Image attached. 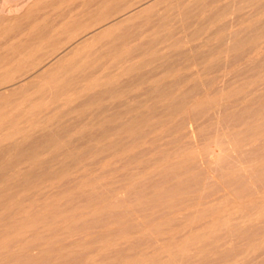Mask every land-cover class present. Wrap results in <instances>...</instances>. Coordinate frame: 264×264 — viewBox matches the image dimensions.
I'll list each match as a JSON object with an SVG mask.
<instances>
[{
    "label": "rangeland",
    "instance_id": "374dc122",
    "mask_svg": "<svg viewBox=\"0 0 264 264\" xmlns=\"http://www.w3.org/2000/svg\"><path fill=\"white\" fill-rule=\"evenodd\" d=\"M32 1L0 0V17L10 18L18 16L27 9ZM83 1L88 2V0H68L65 2V5L62 6L63 8L61 7L60 9L63 11L65 10L66 15L68 13L67 16L65 15L66 18H69V16L71 18L70 13L76 11L80 15L79 18L81 17V19H85V21L90 20L92 16H94V12L96 13L98 10H104L96 8V4L94 3H96L97 0H91L92 3L90 2L89 8L86 7L87 3L84 4ZM145 1L146 0H114L115 5L118 3V8H116L118 12L115 15H119L120 13V15H122L123 12H128L130 8H132L131 11L137 9V7L141 4L140 2L143 3ZM196 1L201 2L202 0ZM196 1L158 0V5L154 8L151 14L148 13L147 15L142 12L139 14L141 18L137 21L133 20L120 24V32L117 31L119 33V37L116 35V39L113 37L107 40L109 42H105L106 44H110L111 49H109V46L105 45V43L102 44L94 38H87L83 41L76 42V44H74L75 42H72L71 40L76 41L77 37L66 39L64 42L60 43L61 45H59L54 52L58 54L61 49L69 43H73L74 46L72 47V51L65 57V59L63 58V60H57L52 65V68L46 70L47 73H45L43 77H39L41 78L38 79L39 82L38 80H35L36 78H31L28 82H25L27 84L20 86L22 93L19 95H13L14 97L7 101L8 104L0 99V123L3 124V129L0 130V170L2 171H0V178L4 180V177L8 173L13 174V171L9 169H4L3 171V166L6 165V163L8 164L10 160L12 162L17 159V157L14 159V157L17 156H14V153H12L13 158L11 157L12 154H10L9 150L11 148L13 149V147H15L13 145L18 142H24L20 138L21 136L27 135L31 132L32 137L35 140L34 142L40 144L38 141L40 140L41 142L43 140V146L41 145L42 142L40 144L41 146L38 145V147L36 143L29 144L31 150L33 152L36 150L37 154L40 153L38 157L43 160L42 162L41 160H39L40 162L38 161L39 164H41L40 166L38 165L39 169L38 167L36 168L37 172L39 171V174L35 169H30V165L23 163L19 165L20 174H18V176L15 175V177L8 184H2L1 182L0 188L19 182L23 177V173L28 175V171L30 170V178L32 177L34 180V177H36L35 174H37L42 177L44 176L43 178L40 177V181L41 178L43 181L44 178L45 180L49 179L48 177H51V175L56 173V171L60 172L64 165L68 166V168L65 167L68 169L67 175L60 180H55V182L52 183L54 187L50 188V183L46 180L49 183L48 187V183L44 180V183H41L42 181L39 182V189H37V186H33L30 188L31 190L29 189V191H23L22 189L19 191L17 190V192L15 191L16 193H13V197H10L11 199L9 198L7 202L0 205V264H101L102 261H100V259L102 260V255H110L109 250L112 252L114 249L116 250L119 247L125 249L128 246L129 243L127 240L123 239L122 242V239L112 240L111 238L112 243H117V246L115 245L114 247V245H110L111 242L108 240L106 245H100V243H92V245H88L87 243L80 247L77 246L78 248H70L67 251L66 247H69L73 242L77 240L81 241L82 238L85 242L88 241V237H90L91 234L96 235V233H98L101 230L100 228L103 226L106 225V228L110 227L109 230L111 229L112 231L114 229L117 231V226L112 225L114 224L113 219L105 217L108 214V210L100 212L102 208L98 205L101 201H104L102 197L97 200L91 199L93 203H90V206L88 205L84 208H78L74 211V213H70L71 215L67 213L68 215L55 216L54 218H52L51 213V208L53 206H48V203H51L52 201V203L57 204V206L61 208L70 207V204L68 203L70 198L69 196H74L83 191V189L88 191L96 190V188L99 187L97 184H105L107 182H111L112 180L119 179V175L113 171L114 168H116L115 166L119 164L112 167L101 166V161L105 158L104 155L95 158L94 155L92 156L93 153H91L93 143L90 142L92 143L91 148L88 147L90 146V143L87 144L88 137H93L99 134L104 128L96 125L97 113V117H100V115L103 116L106 111L109 113H119L120 111L121 115L124 114L121 118L122 122L131 118L143 121V126L138 127L136 130V133L138 134L142 133L140 131L144 128H151L154 125H158V129L164 131L173 125V121L182 119L183 114L176 113L172 115L166 108V104L170 102V100L160 99L157 96H153L155 92L151 88L156 84V82L155 84L153 82L155 79H158L159 77L161 79H158L160 81L157 82L156 88L159 84L160 86H163L162 88H165L166 85H168L166 89L172 88L173 86L170 87V83H173V89H175H172L174 91L173 95H179L185 90L188 91V89L191 88H189V86L192 85H197L199 87L198 93H201L206 90V88L208 89L209 86V89L214 86V76L223 77L224 74L222 73L224 72V77L226 78V76H228V71H234L237 68H240L238 67L239 64L237 65V68L234 67V52L227 51V49L230 44H232L233 40L249 36L251 31L257 26L256 24H258V21L260 20V17H257V12L260 13L261 10L264 9V0H206V2L204 0L201 3L199 2L200 4L197 3L198 5L195 4V8L192 2L195 3ZM91 5H93V7H91ZM199 6L202 7L199 8ZM54 10H56V8L50 9V12H54ZM90 10H92L91 13L87 12ZM111 16L112 14L110 15L109 12L108 17ZM135 30L139 32H136ZM123 32H125V36ZM15 34V32L14 34L11 33V35ZM8 37L9 38L7 40L11 39V37L12 39L14 38L13 36L10 37V35ZM20 38H26V35H19V39ZM118 38L121 39L118 40ZM114 44L117 45L115 46ZM102 45L107 46L104 48L106 52ZM248 46L249 44L243 47L247 48ZM33 51H36V49H33ZM33 51L26 52V54L23 55V59L35 56L36 54L39 56L40 52H44L43 49H39L36 53ZM171 54L172 56H170ZM177 55H179V57ZM195 55L197 58L202 57L200 59L195 58L197 61H200L196 62L194 59L192 60ZM164 57H167V59ZM172 57L174 62L171 60ZM160 58H163L166 61L170 60L172 66L170 65L171 63L169 64ZM44 61L45 60L43 59L42 64ZM73 61L74 63L77 62V66L80 67L78 69L84 72L83 77L78 74V72H71L70 78L75 79L76 75L71 77V75L74 74H78L77 78H80L73 80L69 85V89H66V92H64L65 89L63 90L57 87H55L56 89H53L52 85H62L64 81L62 79H57L50 83L49 80L53 79L52 77H54L56 73L60 74V69H62L61 72L63 71V65L66 67L67 64L69 65L73 63ZM164 62L166 64L168 63L170 66L168 64L167 65L170 68L172 67V69L167 67L164 68L166 66ZM211 64H217L218 67L213 70L211 69ZM214 65L212 66L214 67ZM167 74H169V76ZM22 75L25 76L26 74L16 75L18 77L17 79L22 78ZM14 78L16 79V77ZM15 79H13V81H15ZM32 79L33 81H31ZM212 79L213 85L210 84L212 83ZM237 79L238 78H230L229 80H226L223 84H228L224 86L223 91H225L228 87L237 85ZM242 79L245 81L246 78L242 77ZM242 79H240L238 83L242 82ZM216 84L217 85L214 86V90L219 89L218 91H220V88L222 89L223 87L221 86L223 85L221 82ZM58 89L60 90L59 92L57 91L58 94L56 92L53 95L52 90ZM108 89L111 91L112 89H115L117 94L118 91H120L119 94H121V97H117L118 100H120L119 102L123 103L119 104V102L116 101V97H114L116 95L113 92L111 95H108L109 93H106ZM150 89L153 91V93H151L152 95L150 94ZM13 90L14 88L12 90L9 88L2 91L5 95L20 91L19 89L16 91ZM103 91L105 94L104 96ZM59 93H61V95L65 94L63 99L67 100L63 101L62 96ZM195 94L197 93H191L189 100H191L192 95L194 96ZM17 96L20 98L18 99ZM65 96L67 97L66 99ZM93 96L102 98L101 100L99 99L101 102H99L96 98L95 100L98 102H94V100V103L92 100L89 101L90 99H94ZM56 98L59 101L62 99L59 104H57L58 100ZM51 99L53 102H51ZM125 104L129 107V112L125 111L128 109L127 106H124ZM118 105H122V108L124 106L125 110L124 108L123 111L122 108L120 110ZM116 108L117 110L119 109V111H117ZM121 111L124 113H121ZM215 113L218 114V110L217 112L215 111ZM189 119L190 118L185 115L184 124L190 128L193 126V122ZM48 126H50L51 129L53 128V131H56L54 129H59L57 132L60 131L62 133L61 134L59 132L58 135V133L56 134L55 132L58 137L60 136L58 139L60 140L59 142L61 143L63 149L61 148V150L59 149L54 151V148L50 147L51 145L47 143L46 140L48 135H54L51 134L54 133L51 129H48L47 132L43 131L45 128L47 130ZM52 126L57 127L54 128ZM41 127L45 128H42L41 130ZM62 127H67V130L63 129V132L61 129ZM101 127L102 129H100ZM14 133L16 135L8 138V135ZM217 134L226 144L228 137L226 138L225 134L227 133L224 132L221 127H217ZM156 136L158 135L155 133L149 134L142 140V142L140 141L141 145L138 148V150H140L138 152H140L139 154L141 156L144 153L141 158L142 161H148L149 165L153 162V157L158 156L160 151L165 147V145H163V139L156 140L153 143L146 141V139L149 140ZM121 137L124 136L121 135ZM90 138L91 137H89V139ZM190 142L191 145L198 142V144L194 146L201 147L202 145V142L198 141L196 137L191 138ZM85 143L87 144L86 148L88 147L87 150L85 148ZM44 145H46V147H44ZM34 146H36L37 149H35ZM41 147L43 150L39 149ZM212 147L213 146L211 145L209 146L211 149ZM90 150L91 152L88 153ZM141 150L144 152H141ZM148 150L149 152L146 153ZM37 151H39V153ZM68 151L80 155L79 157L82 159L75 167H72L68 165L69 163L67 164V162H65L68 159L64 158L63 155ZM83 152L86 154H83ZM62 153L64 154L62 155ZM54 155L57 157L55 158ZM50 156H53L55 159L58 158V162L53 160V157L50 159ZM62 157L66 160H62ZM92 157H94V159ZM228 157L230 161H233V155H229ZM50 160L51 163L49 162ZM120 160L123 161V157H121ZM44 162H49V164H45ZM68 162L70 161L68 160ZM116 162L118 163L117 159ZM148 163L146 165H148ZM50 164L52 165L50 166ZM138 165H135V167L132 166L133 168H131V170L133 172L136 171L140 173V177L144 180L149 182L153 181L152 179L155 180L154 173L146 171L147 169L143 170V168H146L144 165L141 168H139L141 164L139 166ZM217 165L218 163L212 164L213 168L217 167ZM7 166L8 165H6V167ZM159 167L157 169L160 170ZM41 171L42 173L44 172L43 175L40 173ZM48 171L51 173H48ZM52 172L54 173L52 174ZM1 174L4 175V177H2ZM239 174L242 175L245 182L250 180L248 173L239 169ZM53 177L57 176L53 175ZM206 177L207 180L205 183L200 185L198 190H200L203 185L217 184L219 182V179L212 175L210 170L206 172ZM2 179H0V181ZM38 179L39 178H37V180ZM87 180L92 181V184L89 185L88 182L84 183ZM98 181L99 183L96 184ZM149 182L145 181L146 185H148ZM45 183L46 185H44ZM43 185L48 188L46 189ZM117 185L114 186L116 189L113 188V190L115 191L119 188V192H117V190L113 193H115V197H119V201L122 203V206L115 211L122 212L123 210L124 212V209H126L129 205V200L125 198V191L123 192V189L119 185L117 188ZM69 187L71 189L70 191ZM120 188L122 190H120ZM67 189L68 191H65ZM63 190L68 193L65 194ZM198 190L195 189L194 191ZM36 191H38V193ZM42 191L46 192L43 193ZM106 195H103V197H106ZM179 198L180 196L177 197V199ZM213 198H204L197 201L200 202L209 200V203L206 206H201L203 209L198 207V205L196 206V202L186 210H182V212L177 213L176 216L180 217H178L179 220L182 218L180 220L181 222H179L181 223L179 229L175 230V228H173L171 230H165L164 232L155 235L153 238L148 236L149 230L145 232V230L142 229L141 232L143 235L140 231H138V234L135 233L137 235L136 238L140 237L141 239H144L143 237H145V240H142L143 244L134 249V251L133 249L128 248L127 251L130 250V253L126 251V254L123 255L124 257L121 255L118 263L114 260L111 261V258H109L111 261L109 263L160 264L162 262L161 264H168V261L173 259V257H178L179 259L181 258L183 261L178 259L177 263L172 264L262 263L264 261V195L261 196V198L256 199V201L250 203H238L236 196L228 194L223 190L213 196ZM85 199L79 196L74 199V202L80 204L83 200L86 201ZM217 204H219L218 209L214 207ZM19 206H21V210L19 209ZM91 208L93 209L91 210ZM9 212L12 216H8L10 214ZM92 212H97V214L94 215L102 218L99 220L100 222L94 221L92 223H88L87 227L80 229L81 231L78 229L70 234L68 233L67 226L74 221H79L78 224H81V219H89ZM41 213H45L46 219L32 222V219ZM3 215L5 216L4 218ZM138 216L135 213L132 216H129L128 220L135 225L136 222L137 224H140L141 222ZM184 216H186L185 219H183ZM105 219L107 222L104 221ZM121 219L124 220V217ZM13 221H15L16 224ZM18 223L20 225H18ZM5 224H11L12 226L10 225V227L6 230L4 229L6 227ZM15 225L17 227H15ZM115 230L113 233L116 232ZM241 230L246 231V234L239 233ZM225 241L227 244L216 249L220 252V255L214 256L212 247L215 246L214 248H216V244ZM174 243H178L179 246L176 247ZM107 245L113 247L114 249L106 247ZM99 246L104 248L102 249ZM65 250L66 252L64 253L63 251ZM102 250H106L107 254L105 252H103L105 253L103 254ZM224 251H228L226 257L221 256ZM62 252L63 256L59 255ZM135 252L137 253V256ZM133 254L135 255L134 257L132 256ZM83 258L85 259V262H83ZM159 259L160 261H157Z\"/></svg>",
    "mask_w": 264,
    "mask_h": 264
},
{
    "label": "bare ground",
    "instance_id": "6f19581e",
    "mask_svg": "<svg viewBox=\"0 0 264 264\" xmlns=\"http://www.w3.org/2000/svg\"><path fill=\"white\" fill-rule=\"evenodd\" d=\"M66 1L68 0H33L32 3L27 7V9L22 14H19L18 16H14L10 18L0 17V27H1L0 29V99H2L3 102H7L10 99H12L14 97L13 95L15 94H18V95L21 94L22 92L20 90V86L27 84L25 82H28L31 78H34V79L36 78L35 80L41 79L39 77H43L44 74L47 73L46 70H49L50 68H52V65L57 60H61V59L63 60V58L65 59V57L70 54V52L72 51V47L74 46V44H76V42L83 41L87 38H94L103 44L105 42L106 43L109 42L107 40L113 37L116 39L117 37H119L118 32H120L119 29H121L120 28L121 23L129 22L133 20L137 21L139 18H141L139 16L140 13L144 12V14H147V15L148 13L151 14L154 8L158 5V0H151V1L146 0L143 3L140 2L141 3L140 5L138 3L139 6L137 7V9H134L131 11L132 8H130L129 11L127 10L128 12L125 11V13L123 12L122 15H120L121 13L119 15H115L118 12V10H116V8H118L117 6L118 3L117 5H115L114 0H97L96 3H94L96 4V8L104 9V10H98L96 13L94 12V16H92L90 20L85 21V19L82 20L81 17L79 18L80 15L76 11L70 13V11L68 10L69 13L71 14V18L70 16L69 18H66L68 13L66 15L65 10L63 11L62 9H60L63 5H65ZM203 1L204 0H202L201 2ZM90 2L91 0L90 1L88 0V2L87 1L84 2V4L87 3L86 7L88 8L90 7ZM199 2L200 1H196L195 3L192 2V3L195 6V4L201 3ZM93 5H91V7H93ZM201 7L199 6V8ZM55 8L56 10H54V12H50V9H55ZM91 11L92 10L87 11V12L91 13ZM109 12H110V15L112 14L111 17H108ZM257 13H258L257 17H260V20L258 21V24H256L257 26L251 31L249 36L233 40L232 44H230V46L227 49V51L234 52V59H233V61L235 62L234 67L237 68V65L239 64L238 67L240 68H237L234 71L233 70L228 71V76H226V78L224 77L225 75L224 72L222 73L224 74L223 75L224 78L222 76H214L215 77L214 86L217 85L216 83H219V82H221V84L223 85L221 86L223 87L222 89L219 87L220 91H218L219 89L214 90L215 88L214 86H212L213 89L212 87L211 89H209L210 88L209 86L208 89L206 88V90H204L203 92L198 93L199 87L197 85H194V86L192 85V86H189V88L190 87L191 88L188 89V91L185 90L179 95H176V94L173 95V92H174L173 90H175L173 89L174 88L173 83H170L171 85L169 84L170 87L173 86L172 88L166 89L168 85H166L165 88H162L163 86L162 85L160 86L159 84V86L156 88L157 82L161 80L160 77L158 78L160 80L155 79L153 81L154 84L156 82L155 85H153L152 83L153 87L151 89H153V91L155 92L154 93L155 95L153 94V96L154 97L157 96L160 99L170 100V102L166 104V108L172 115L176 113L183 114V118L173 121V125L169 129H166L164 131L159 130L158 125L156 126L154 125L151 128L150 127L144 128L143 130L140 131L142 133H139V134L136 133V130L138 129V127L143 126V121L135 120L131 118L125 122H122L121 118L124 114L121 115L119 109L121 110L122 108L121 106L123 104L118 105L119 106L118 110H117L118 107L116 108V110L119 111V113L118 112L109 113L106 111V113L104 112L105 114H103V116L102 115H100V117L98 116L99 118L97 117L98 115L97 113L96 125L102 126L104 128L103 129L102 127L100 128L102 130L99 134L93 137L89 136L91 137L90 139L88 137L89 140L87 139L88 143L87 142L86 143L87 144H89L90 142L93 143L92 148H91L92 143H90V146H88L89 148L92 149V152L90 150L88 151V153L89 152L93 153L92 156L94 155L95 158L98 156L104 155L105 158L101 161V164H100L103 167H106V166L112 167L116 164H119L115 166L116 168H114L113 170L114 173H117L119 175V179H118L119 181L112 180L111 182H107L105 184L101 183L99 185L97 184L99 183L98 181L96 182V184L99 187L96 188V190L88 191V190L83 189V191H81L80 193L76 195L73 194L74 196H69L70 198L68 200V203L70 204V207L68 206L66 208H61L57 206V204L52 203V201L51 203H48L49 204L48 206H53L51 208V213H52V218H54L55 216L56 217L65 216L67 213L68 214L74 213V211H76L78 208H81V207L84 208V207H87L88 205L90 206V203H93L91 199L97 200L98 198L102 197L104 201L100 202L99 200L100 204L98 203L99 204L98 206L102 208L100 212L108 210V214L105 217H110V219H113L114 224L112 225L117 226L116 228L117 231L114 229L116 232L113 233L114 230L113 231L111 229L109 230L110 227L108 226L109 228H106V225H105L102 228H100L101 230L99 229L100 230L99 232L97 231L98 233H96V235L91 234L90 237H88V241L85 242L82 238L83 241L80 239L81 241L77 240L73 242L69 247H66L67 251L70 248L77 247V246L80 247L87 243L88 245L89 244L92 245V243L94 244L100 243V245L101 244L106 245L108 243L107 242L108 240H110L111 242L110 245L112 246L114 245L115 247L117 243L113 244L111 241V238L112 240L122 239V242L124 239V240H127L129 243L126 248L124 247L125 249H122L119 247L118 249L115 250L113 247L108 246L109 245L108 244L106 247L114 249L112 252L109 250L110 255L106 253V250H107L106 247H105L106 249L105 251L102 250V253L105 252L107 256L102 255L101 257L102 260L100 259V261H102L101 264H107L111 262L112 260L117 261L118 263L120 256L121 255L123 256L124 254H126V251L128 248L133 249L134 251V249H136L137 247H140V245L143 244L142 240L144 241L145 237H143L144 239H141L140 237L136 238L137 235L135 233H137L138 231L141 232L142 229H144L145 232L149 230L148 236L153 238L155 235L162 233L165 230H171L173 228H175V230L179 229L181 226V223L179 222H181L180 220L182 218L179 220L180 217L176 216V214L179 212H182V210H186L187 208L195 204L200 199H204V198L207 199L210 197L213 198V196L217 195L219 192L223 190L226 191L228 194H232L236 196L238 203L240 202L250 203V202L256 201V199L261 198V196L264 195V189H262L264 188V9L261 10L260 13L259 12ZM185 15H186V12H185ZM14 32L16 33L15 34L16 36L11 35V33L14 34ZM136 32H139V31H136ZM124 33L125 32H123V34ZM18 34L19 35L24 34L26 35V38L19 39ZM9 35L10 37L13 36L14 38L12 39L11 37L12 40L11 39L7 40L9 38L8 37ZM116 35L117 37H115ZM125 35L126 34H124V36ZM71 37H77L76 41L71 40L72 42H75L74 44L69 43L70 45L68 44L65 47L63 46L64 48L61 49V51L58 54L54 53L55 49L59 45H61L60 44L61 42H64L66 39H69ZM119 39L121 38H118V40ZM106 43L105 45H108L109 49H111L110 44H106ZM247 44H249L247 48L243 47V46H246ZM105 45L104 46L102 45L103 49L107 47ZM33 49H36V51H38L39 49H43L44 52L43 53L40 52L39 56L36 54L35 56H31L28 58L25 57L26 59H23L24 57L23 55H25L26 52L28 51L30 52L33 51ZM36 51H33V52L36 53ZM170 56H172V54ZM177 56L179 57V55ZM173 57L171 59L172 61H173ZM164 58L167 59V57H164ZM195 58L200 59L202 57L197 58V56L195 55L194 58H192V60L194 59V61L198 62L200 60L197 61ZM43 59L45 61L42 64ZM160 59H163V58H160ZM163 61L168 62L169 64L171 63L170 60L166 61L163 59ZM167 64L166 66L163 65L165 66L164 68L166 67L170 68L169 66L170 65L172 66V63L170 65L168 64L169 66ZM67 65L66 67L65 65H63L64 67L62 66L63 71L61 72L62 69H60V74L56 73L54 77L51 76L53 79L49 80L50 83H52L53 81L57 79H62L64 81L62 85H52L53 89L57 87L63 90L65 89L64 92H66V89L67 88L69 89V85L71 84V82L75 79L80 78V77L77 78L78 74L82 75L83 77L84 72L78 69L80 67L77 66V62L74 63L73 61V63L69 64L68 66ZM212 65L214 64L210 65L212 68L210 66L209 67L213 70L214 68L218 67L217 64L214 65V67ZM170 69H172V67ZM71 72L73 73L78 72V74L71 75V77L76 75L75 79L70 78ZM19 74H26V75L25 76L22 75V78L17 79L18 77L16 75H19ZM167 75L169 76V74ZM14 77H16V79ZM242 77L246 78L245 81H243ZM69 78L71 79V81ZM230 78H238L237 79L238 81L242 79V82L238 83V81H236L237 85L233 87H228L226 88L225 91H223L224 86L228 84V83L226 84H223V83H225L226 80H229ZM13 79H15V81H13ZM66 79H68L69 81ZM31 81H33V79ZM210 84L213 85V79H212V83ZM154 87H155V90H154ZM9 88L11 90L14 88L13 91H16L17 89H19L20 91L19 92L17 91V93H10V94L5 95V93L2 90H7ZM114 90L112 89L111 91L110 89H108L106 93H109L108 95H111L113 92L116 95V96L114 95L113 96L116 97V101L119 102L120 100H118L117 96L121 95L119 94L120 91H118V94H117L116 90L115 92ZM57 91L59 92L60 90L59 89L52 90L53 92L52 94L54 95ZM153 91L151 90L150 94L153 93ZM191 93H197V94H195L194 96L192 95L191 97L192 99L189 100ZM59 94L61 95V93ZM64 95L65 94L61 95L62 99L64 98ZM104 95L105 94L103 91V96ZM20 97H18V99ZM66 98L67 97L65 96V99ZM93 98L94 99H90L89 101L92 100L93 102L94 100L95 102L96 101L95 98H96L99 102H101L100 100L102 99V98H97L95 96H93ZM222 99H223V102H222ZM66 100L63 99V101H66ZM58 101H57V104L60 103V101L59 102ZM112 101H115V100H112ZM51 102H53V100ZM224 102H227V103H224ZM121 103L119 102V104ZM124 106H127V105L125 104ZM124 106L123 108L125 110ZM123 108H122V111H123ZM127 108L128 109H126L125 111L129 110L128 106ZM217 110H218V114L215 113V111L217 112ZM122 111L121 113H124ZM128 112H125V113H128ZM185 115L188 118H190L189 120L193 122V126H191L190 128L184 124ZM49 127L50 126H48L47 130L45 127H41V130L42 128H45L43 131L47 132L48 129H51V127L50 128ZM52 127L56 128L57 126H52ZM217 127H221V129L227 133L225 134L226 138L228 137L226 144L224 143L222 138L218 136ZM1 129H3V124L0 123V130ZM61 129L67 130V127H62ZM54 130L56 131L52 130L54 133H51L54 135L49 136L50 135L49 134L48 135L49 138L46 135L47 137L46 141L48 144L51 145L50 147L54 148L53 149L54 151L59 150V149L61 150L62 145L59 142L60 140L58 139L60 137V136L58 137L60 131L57 132L59 129L58 130L54 129ZM55 132L56 134L58 133V135H56ZM152 133H155L158 136L152 137L149 140L146 139V141H149V143H153L156 140L163 139V145H165V147L164 149L160 151V154L158 156L153 157V160L151 159L153 162L151 161L152 163L149 165L148 161H142L141 158L144 155V153L141 156L139 154L140 152H138L140 151L138 150V148L141 145L140 141L142 142L144 138H146L149 134H152ZM14 135L16 134L15 133L10 134L8 135V138L13 137ZM121 135L124 137H121ZM193 137L194 138L196 137L198 141L202 142V145L200 144L201 147L194 146V145H197L198 142L196 144L193 142L194 144L191 145L190 140ZM20 138L24 142L22 141L18 142L17 144L13 145L15 146L13 147V149L11 148L9 150L10 154L14 153V156L17 155L14 157V159L16 157L17 159L13 160L12 162L10 160L8 164L6 163V165H8L7 167L6 165L3 166V171L4 169H9L13 171V174L8 173L5 177L4 175L1 174V176L4 177V180L0 178L2 179L0 181V183L2 182V184H8L15 177V175L18 176V174H20L19 165L23 163L30 165L29 168L30 169L32 168L33 170L35 169L36 172H37L36 168L38 167V165L39 166L41 165L39 164L40 162L39 160H41L38 157L40 154L39 151H37L39 154L36 153V150L34 151L35 152L34 153L31 150V147L29 145L30 143H34V144L36 143L34 142L35 140L33 139L31 132L28 133L27 135L21 136ZM38 142L41 144L40 140ZM86 143H85V148L87 146ZM40 144H37V147ZM41 145L43 146V142ZM210 145L213 146L212 149L209 148ZM44 147H46V145H44ZM34 148L37 149L36 146H34ZM39 149H42V147ZM141 152H144V151L141 150ZM148 152L149 150L146 153ZM64 153H62V155ZM84 153L85 152H83V154ZM229 155L234 156L233 161L229 160V157H228ZM79 156L80 155L72 153L70 151H68L66 154L63 155V157L68 159L71 162V164L70 162H68V160L65 162H67V164L69 163L68 165L72 167H75L76 165H78V163L81 162L80 160L82 159ZM11 157L13 158V154L11 155ZM51 157L53 156H50V159ZM56 157L57 156H55V158ZM63 157L61 159L66 160V159H63ZM121 157H123V161L120 160ZM55 158L53 157V160L57 161L58 158L57 159ZM92 158L94 159V157ZM116 159L118 163L116 162ZM42 161L43 160H41V162ZM49 162L51 163V160ZM49 162L48 163L44 162V163L49 164ZM147 163L148 165H146ZM213 163H216V164L218 163L217 167L213 168L212 166ZM138 164L139 165L141 164L139 168L143 167L144 165V167L146 168H143V170L147 169L146 171L148 172L150 171L154 173L155 180L152 178H149L153 180V181L150 180L152 183L147 180L142 179L139 175L140 173L136 171L133 172L131 170V168L135 167V165H138ZM51 165L52 164H50V166ZM65 167L68 168V166L64 165L63 169L61 168L62 170L60 172L59 171H56V173L52 172V174L54 173L53 175H56L57 177H53V175H51V177H48L49 179H46L50 183V188L54 187L52 183L55 182V180L56 181L57 179L60 180L61 178H64L67 175L68 169ZM158 167L160 168V170L157 169ZM239 169L248 173V177L250 179L248 182H245V179L242 177L241 174H239ZM209 170L211 171L212 175L216 176L219 179V182L217 184L203 185V187H201V189L198 190L200 185L202 183H205V181L207 180L206 172ZM30 171H28L29 174H30ZM40 173L43 175L44 172L42 173L41 171ZM48 173H51V172L48 171ZM29 174L25 175L23 173L24 178L22 177L23 179L21 178L22 180L20 179L19 182L9 184V186L7 187L5 186L6 188L5 187L0 188V205L1 204L3 205L5 202H7V200L11 196L13 197L14 195L13 193L15 191L17 192V190L19 191L20 189H22L23 191H26V190L29 191V189L33 186L35 187L37 186V189H39L38 188L39 182L42 181V178L44 176L42 177V176L35 174V176L39 179L37 180V178L34 177V180H33L32 177H31L32 179L30 178ZM40 177H42L41 181H40ZM44 180L45 178L43 179V181ZM46 180L45 182H47ZM43 181L41 183H44ZM145 181L149 182V184L147 183L148 185H146ZM86 182H88L89 185L92 184V181L87 180L84 183ZM116 182L123 189L122 190L120 188V190H122L123 192L125 191V198L129 200V205L127 206V208L126 209L123 208L125 210L124 212L123 210L122 212L115 211L116 209L122 206V203L119 201V197L118 198L117 196L115 197L114 196L115 193H113L117 190H118L117 192H119V188ZM49 183H48V187H49ZM115 183L118 189L114 191L113 188L116 189V187H114L116 186ZM44 185H46V183ZM44 187L46 189L48 188L47 186H44ZM195 189H197L198 191H194ZM70 190L71 189L69 187V191ZM65 191H68V189ZM36 192L38 193V191ZM64 193L67 194L68 192L67 193L64 192ZM103 195H106V197L105 196L103 197ZM79 196L82 197L83 199L86 198L85 199L86 201L83 200V202L80 204H77L76 202H74L75 201L74 199ZM179 196L180 198L177 199V197ZM208 203H209V200L200 201V202H197L195 205L196 206L198 205V207H201V206H206ZM218 205L219 204L215 205L214 207L218 209ZM20 207L21 206H19V209L21 210ZM201 208L203 209V207ZM92 209L93 208H91V210ZM135 213L137 214V216L139 215L138 217L140 218V222H141L140 224H137L136 222V225H135L131 223L130 220H128V217L132 216ZM94 214H97V212H92L90 214L91 216L89 215L90 216L89 219H84V218L81 219L82 221L80 222L81 224H78L79 221H74L73 223H71L69 226H67L68 233L70 234L78 229L80 230L82 228H85L87 227L88 223H92L94 221H99L100 219H102ZM8 216H12V214L10 213ZM4 217L5 216L3 215V218ZM123 217H124V220L121 219ZM185 217L186 216H184L183 219H185ZM44 219H46L45 213H41L35 216L32 219V222H36L38 220H44ZM104 221H106V219ZM148 224H151V225H148ZM10 225H6L4 229L7 230L10 227ZM18 225L20 224L18 223ZM15 227L17 226L15 225ZM239 233L246 234V231L241 230ZM174 244L176 245V247L179 246L178 243H174ZM225 244H227L226 241L216 244V248H214L215 246L212 247V252L214 253V256L220 255V252H218L216 249L222 245L224 246ZM66 250L63 252L65 253ZM179 251H180V248H179ZM63 252L60 253L59 255H62ZM127 252L130 253V250H128ZM131 254H132V251H131ZM135 254L137 256L136 252ZM227 254H228V251H224L221 254V256L226 257ZM132 256L134 257L135 255L133 254ZM109 258H111L110 259L111 261L109 260ZM178 259H179L178 257H173V259L168 261L169 262L168 264L177 263ZM83 260H84L83 262H85L84 258ZM179 260L183 261L181 260V258ZM157 261H160V259ZM259 264H264V261Z\"/></svg>",
    "mask_w": 264,
    "mask_h": 264
}]
</instances>
